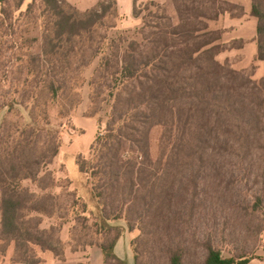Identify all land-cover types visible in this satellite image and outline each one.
I'll return each mask as SVG.
<instances>
[{"label":"trees","instance_id":"16d2710c","mask_svg":"<svg viewBox=\"0 0 264 264\" xmlns=\"http://www.w3.org/2000/svg\"><path fill=\"white\" fill-rule=\"evenodd\" d=\"M23 1L11 5L10 0H0V111H5L0 126V240L16 246L21 263L28 260L30 244L57 251L53 238L44 236V229L38 235L29 225L27 217L32 212H51L43 200L42 208L38 200L33 202L23 182L35 179L58 154L63 121L69 120L80 103L84 70L97 56L101 59L91 86L98 82L100 87H109V81L117 82L121 77L131 86L128 113L145 123L165 126L161 120L167 117L165 105L179 99H186L192 104L190 111L202 116L209 115L215 106L232 116L245 108L264 118V76L247 87L245 94L255 107L247 105L241 92V73L216 59L221 50L214 42L219 37L208 30L207 21L216 20L223 11L214 8L210 12L208 2L214 0H172L176 22L167 15L149 12L143 16L142 41H130L121 54L118 46L108 52L115 43L108 32L116 23L107 20L120 18L117 0H99L83 12L66 0H40V54L33 51L35 40L25 37L18 25L32 6L21 9ZM150 3L161 7L155 1ZM139 13L134 9V15ZM250 13L256 18V59L264 62V0H252ZM181 70H196L190 75L193 82L185 80L177 85L174 78ZM120 101L118 95L116 105ZM52 109L57 112L54 120ZM20 111L25 115L23 121L5 125L8 115ZM199 131L202 146L213 141L216 148L221 147L220 137L210 139L212 129L206 124ZM107 135L95 139L89 158L76 157L91 195L98 198L93 222L96 240L86 244L102 249L104 264H129L114 251L125 226L111 221L121 218L128 230L140 231L131 240L134 264H246L254 258L242 246L226 254L211 237L201 242L204 252L200 260L198 251L190 247L198 241L195 232L191 239L188 233L195 230L192 223L201 206L199 190L207 163L202 153L196 160L197 155L182 153L179 141L160 136L154 158L147 136ZM212 169L221 177V166L213 165ZM66 181L71 185L70 179ZM252 197L251 213L264 211V186ZM76 203L72 200L71 205ZM262 232L258 227L257 235ZM147 238L152 239V246Z\"/></svg>","mask_w":264,"mask_h":264},{"label":"rangeland","instance_id":"374dc122","mask_svg":"<svg viewBox=\"0 0 264 264\" xmlns=\"http://www.w3.org/2000/svg\"><path fill=\"white\" fill-rule=\"evenodd\" d=\"M17 1L10 0L11 5ZM151 1L159 3L161 7H155L150 3ZM29 4L32 5L30 11L20 18L18 25L24 31L25 37L35 40L33 51L40 54L41 2L40 0H24L21 9H25ZM251 5L252 0L208 2L211 13L214 8H221L223 11L216 20L207 21L208 30L214 31V36L219 37L214 42L221 50L216 59L241 73V92L244 94L264 76V62L256 59V18L250 13ZM133 7L135 11L140 12L138 15L140 27L133 25L122 29L117 27L121 18L107 20L108 23L115 22L117 25L108 32L110 39L115 41L114 47L108 52L115 50L118 46L121 54L127 49L130 41L141 42L143 16L148 15L149 12L167 15L174 22L177 20L172 0H133ZM100 59L101 56H97L84 70V83L80 89L81 100L72 110L69 120L63 121L58 154L51 163H48L43 170L41 169L35 179L23 182V185L32 193L33 202L38 200L40 203L38 207L42 208L43 200L51 212V215L32 212L27 217L29 225L38 235H42L41 230L44 229L46 231L44 236L53 238L57 251L44 249L39 244H30L28 260L21 263L16 246L0 240V264L87 263L86 242L96 240L93 222L97 214L98 198L91 195L90 185L86 182L85 176L79 172L76 157L83 155L89 158L95 139L98 136H108V133L136 139L147 136L154 158L158 155L160 136H170L172 140L179 141L183 144L182 153L188 156L195 154L196 160L202 153L207 163L199 190L201 206L192 223L195 230L190 229L188 233V238L191 239L192 232H195L198 240L197 243L192 242L191 249L198 251L200 260L204 252L201 242L211 237L226 254L230 251H239L238 248L242 246L247 248L249 255L256 257L262 246L264 211L251 213L250 205L253 193L259 192L264 186V118H257L255 113L248 112L245 108L238 116H232L215 106L211 108L209 115L202 116L198 112L190 111L192 104L186 99H179L165 105L168 108L167 117L161 118L165 126L145 123L132 118V112L128 113L127 98L131 86L123 83L121 77L117 82L109 81V87H100L98 82L91 86ZM195 73H197L196 70H181L174 81L177 85L183 84L185 80V82H193L190 75ZM96 78H99L98 74ZM118 95L121 96V101L116 105ZM244 96V103L255 107L249 94ZM1 102L0 98V104ZM54 110H51L53 120L57 114ZM4 115L5 111H0V126ZM120 115L123 116L121 120L118 119ZM23 116H25L24 112L20 111L19 114L13 112L7 116L5 125L13 126L17 121H23ZM109 124L113 131L108 130ZM202 124L212 129L210 139L220 137V148H216L213 141L202 146L200 139L203 136H200L199 131ZM95 146L99 147L96 144ZM127 149L128 152H133L129 146ZM213 165L221 166V177L212 169ZM66 178L71 180V185H67ZM46 195L50 197L42 199V196ZM72 200H77V203L71 205ZM247 206L248 213L244 211ZM111 223L123 225L125 231L128 230L123 218L112 220ZM258 227L263 228V234L257 235ZM128 231L132 239L140 234L137 228ZM147 242H152V239L147 238ZM149 245L152 246V243Z\"/></svg>","mask_w":264,"mask_h":264},{"label":"crops","instance_id":"0c3cea01","mask_svg":"<svg viewBox=\"0 0 264 264\" xmlns=\"http://www.w3.org/2000/svg\"><path fill=\"white\" fill-rule=\"evenodd\" d=\"M80 11H86L95 6L99 0H66ZM117 8L122 19L118 28H129L133 25H139V16L134 15L133 0H117ZM116 27V28H117ZM132 235L128 230L124 231L114 246V251L118 257L125 259L129 264H134V254L131 247ZM88 264H104V254L102 249L93 245L87 250ZM246 264H264V234L262 236V246L258 250L256 257L250 259Z\"/></svg>","mask_w":264,"mask_h":264}]
</instances>
